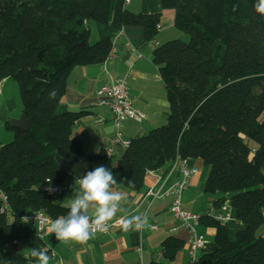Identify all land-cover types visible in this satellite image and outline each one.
Returning a JSON list of instances; mask_svg holds the SVG:
<instances>
[{
  "label": "trees",
  "instance_id": "trees-1",
  "mask_svg": "<svg viewBox=\"0 0 264 264\" xmlns=\"http://www.w3.org/2000/svg\"><path fill=\"white\" fill-rule=\"evenodd\" d=\"M258 3L160 0L161 9L173 11L174 26L189 36L152 50L166 89V120L131 137L115 162L105 149L87 156L89 171L108 167L114 187L133 191L142 188L148 170L166 171L177 156L207 165L203 191L214 195L218 210L230 206L242 227L232 230L202 214L201 222L214 229L215 248L199 256L200 264H264V13ZM88 20L139 25L143 40L151 41L158 13L130 12L124 0H0V82L14 79L29 120L27 130L6 120L13 137L0 145V191L7 201L4 209L0 202V264L38 260L30 253L43 242L22 223L24 214L58 218L69 211L44 183L64 184L70 176L56 156L75 162L84 155L72 134L83 112L68 110L61 97L69 71L103 62L112 46L108 36L90 42ZM161 244L162 258L149 264L172 260L182 241L170 235Z\"/></svg>",
  "mask_w": 264,
  "mask_h": 264
},
{
  "label": "crops",
  "instance_id": "crops-1",
  "mask_svg": "<svg viewBox=\"0 0 264 264\" xmlns=\"http://www.w3.org/2000/svg\"><path fill=\"white\" fill-rule=\"evenodd\" d=\"M124 6L133 13H158L160 27H156L157 33L151 41H145L139 25L116 28L110 23L86 21L89 40L91 32L95 30V38L108 36L112 43L111 51L103 62L77 65L69 71L66 78L67 89L61 97V103L68 110L83 112L74 122L72 134L78 138L81 149L87 156L112 145L111 139L115 136L112 113L98 102L97 90L103 84H111L118 77H125L133 107L143 112V119L140 122L129 118L121 122L120 138L130 139L140 136L156 126L157 122L166 119L168 110L166 89L157 65L152 61V50L154 44L158 45L178 36L177 31L180 30L174 26L173 11L161 9L160 0H128ZM128 42L133 49L127 46ZM136 53H140L141 56L137 57ZM11 131L7 130L5 142L11 140L13 136ZM112 146L114 152L111 160L115 162L124 148L120 144ZM190 161L198 170L190 177L182 194V206L187 211L203 214L205 211L202 208L206 209L214 198V195L203 191L209 167L199 159H190ZM176 177L177 174L174 173L172 178ZM63 185L65 187L57 194L59 196L53 199L58 204L67 203L75 197L73 186L78 187V179L69 176ZM156 185L157 171L152 170L145 173L143 186L139 191L114 187L124 199L113 219L139 216L141 219L147 218V226L125 231L120 225L114 227L109 234H95L94 238L85 243L59 241L54 233L48 236L43 231V245L54 253V257L49 256V264H149L151 260L158 259L161 243L170 235L180 238L182 246L172 260H164L165 264H186L188 230L173 217L168 209L166 197H154L150 200L145 197L146 192ZM223 207L224 214L234 217L233 209H229L230 206L223 205ZM88 214L94 216L95 210L90 209ZM152 224L156 229H150ZM229 224L236 230L242 227L235 217L226 223V226L229 227ZM195 230L205 238V244L198 255L212 251L215 248L214 229L199 220ZM35 264H39V260Z\"/></svg>",
  "mask_w": 264,
  "mask_h": 264
},
{
  "label": "built area",
  "instance_id": "built-area-1",
  "mask_svg": "<svg viewBox=\"0 0 264 264\" xmlns=\"http://www.w3.org/2000/svg\"><path fill=\"white\" fill-rule=\"evenodd\" d=\"M128 0H124V4ZM156 27H160L157 23ZM127 46L133 49V46L128 42ZM156 46V44H154ZM137 57L141 56L140 53H136ZM3 81L0 82V87ZM1 92V89H0ZM98 102L101 105L106 106L112 113V124L115 129V136L111 139V144H120L122 148H126L129 145V139L120 138L119 127L121 122L125 119H133L137 122L142 121L143 112L139 109L133 107L130 98L129 86L127 79L125 77H118L111 84H103L97 90ZM110 145L105 149L106 156L112 158L114 148ZM191 158H180L176 157L170 167L164 171L162 168L150 169L148 171H157V185L150 188L145 197L149 200L154 197H166L168 199V209L172 213L173 217L178 220L181 225L186 228L189 232L187 240V262L186 264H200L198 252L201 250L205 244V238L202 234L195 230V225L199 222L202 214L187 211L182 206V194L186 189L190 177L197 172L198 168L196 165L191 163ZM174 173L177 174L176 178H172ZM49 178H46L44 186L46 191L53 195L58 194L65 187L63 184L55 183L51 180V187L53 191H48L49 188ZM0 202L1 208L7 206V201L5 195L0 191ZM218 210L214 202H210L206 208L205 214L211 218H214L221 223H228L231 219H234L231 215L224 214L222 210ZM264 216V211H263ZM56 218L45 214L41 211H30L24 214L21 218L22 223L29 225L35 229V234L42 240L43 230L45 227L44 221H50ZM124 217H118L110 221V228L107 232H99L96 234H109L114 227L120 226L121 221ZM150 229H156L154 224L150 225ZM41 249L47 251L48 256L54 257V253L47 250L43 245ZM162 253L158 254V259H160Z\"/></svg>",
  "mask_w": 264,
  "mask_h": 264
},
{
  "label": "clouds",
  "instance_id": "clouds-1",
  "mask_svg": "<svg viewBox=\"0 0 264 264\" xmlns=\"http://www.w3.org/2000/svg\"><path fill=\"white\" fill-rule=\"evenodd\" d=\"M257 11L264 13V0H259ZM48 95L50 99H54L56 90L50 91ZM77 179L78 187L73 186L75 197L65 204L69 209L67 215L44 221L45 227L42 230L48 236L54 233L59 241L85 243L94 238L97 231L107 232L111 226L110 221L120 210V203L124 199L120 192L114 190L117 179L108 167L96 166ZM48 181L47 190L53 191L51 179ZM90 209L95 210L94 216L88 214ZM147 223V218L141 219L139 216L124 218L121 221L125 231L139 229L147 226ZM30 255L38 258L39 264H49L50 257L44 249L34 248Z\"/></svg>",
  "mask_w": 264,
  "mask_h": 264
},
{
  "label": "rangeland",
  "instance_id": "rangeland-1",
  "mask_svg": "<svg viewBox=\"0 0 264 264\" xmlns=\"http://www.w3.org/2000/svg\"><path fill=\"white\" fill-rule=\"evenodd\" d=\"M92 22H95V21L94 20L89 21V23H92ZM177 32H178V36H174L173 38H170V39L180 38L183 41L189 40V36L186 33H183L182 31H177ZM95 37H96L95 30H93L90 34V42H94L98 39ZM0 89H1V94H0V143H5V141H6L5 136L7 135V133H6L7 130H12L11 128H8L5 125V121L9 120V122H10V120L17 119L20 117V115L22 113L21 112L22 101H21V98L19 95L17 83L11 77L5 79V82L2 83V86L0 87ZM8 104L13 105V106L10 107ZM165 120L157 122V124H155V125L156 126L161 125L165 122ZM11 134H12V131H11ZM245 140L249 144L252 143L250 140H248L246 138H245ZM58 196L59 195L54 194L52 196V198L56 199ZM227 203H228V200H227ZM202 209L204 211H206L205 207ZM229 209H231V207H229ZM229 227L232 230H236L230 224H229ZM263 229H264V227H263Z\"/></svg>",
  "mask_w": 264,
  "mask_h": 264
},
{
  "label": "water",
  "instance_id": "water-1",
  "mask_svg": "<svg viewBox=\"0 0 264 264\" xmlns=\"http://www.w3.org/2000/svg\"><path fill=\"white\" fill-rule=\"evenodd\" d=\"M9 125L22 129L27 130L29 127V120L26 118L24 113H21L20 117L17 119L10 120ZM56 160L58 165L68 172V174L72 177L78 178L89 171V162L87 155H83L81 159L75 162H70L60 156H56ZM66 203L60 204L62 207H65ZM67 208V207H65Z\"/></svg>",
  "mask_w": 264,
  "mask_h": 264
}]
</instances>
